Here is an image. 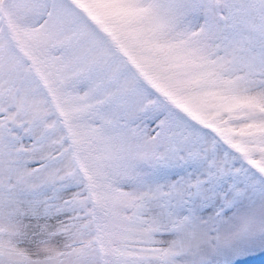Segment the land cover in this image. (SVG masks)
<instances>
[{
	"label": "snow or ice",
	"instance_id": "1",
	"mask_svg": "<svg viewBox=\"0 0 264 264\" xmlns=\"http://www.w3.org/2000/svg\"><path fill=\"white\" fill-rule=\"evenodd\" d=\"M0 264H264V0H0Z\"/></svg>",
	"mask_w": 264,
	"mask_h": 264
}]
</instances>
